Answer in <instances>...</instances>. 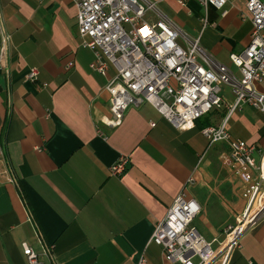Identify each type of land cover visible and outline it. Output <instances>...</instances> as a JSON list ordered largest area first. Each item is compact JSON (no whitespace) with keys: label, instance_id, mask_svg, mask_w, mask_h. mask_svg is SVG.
<instances>
[{"label":"crops","instance_id":"0c3cea01","mask_svg":"<svg viewBox=\"0 0 264 264\" xmlns=\"http://www.w3.org/2000/svg\"><path fill=\"white\" fill-rule=\"evenodd\" d=\"M152 1L238 72L230 55L250 43L248 0H230L225 15L196 0ZM77 12L72 0H0V264H29L25 242L39 264H133L142 255L166 264L151 237L182 190L200 203L193 224L218 249L250 205L249 184L231 166L229 143L210 145L202 129L223 122L234 95L224 88L226 104L188 130L149 102L108 126L105 88L116 71L90 67L95 51L82 45ZM34 66L40 74L32 82L26 74ZM226 128L264 147V113L249 104ZM122 158L125 170L112 173ZM226 264H264V215L245 229Z\"/></svg>","mask_w":264,"mask_h":264},{"label":"built area","instance_id":"2783aa9c","mask_svg":"<svg viewBox=\"0 0 264 264\" xmlns=\"http://www.w3.org/2000/svg\"><path fill=\"white\" fill-rule=\"evenodd\" d=\"M72 1L78 10L82 45L95 51L90 67L102 75H107L110 67L116 71L105 88L112 114L106 120L108 126H120L129 107L149 102L173 126L188 130L226 104L222 91L230 87L234 101L228 104L226 118L219 126L204 127L202 133L210 145L229 143L231 166L240 170L249 184L244 192L251 201L249 207L236 223L228 225L226 239L215 249L193 224L201 211L200 203L182 190L166 215L157 221L151 237L163 247L166 264H226L231 251L240 245L245 229L264 215V147L236 140L226 128L242 104L264 113V92L259 89L264 82V0H248L246 4L253 24L250 43L242 52L230 55L238 72L218 60L203 47L200 38L190 36L152 0ZM196 1L206 11L215 7L225 15L230 0ZM2 49L4 56L6 46ZM39 74V68L31 67L26 79L37 81ZM98 132L103 134L101 129ZM126 164L127 159L122 158L111 172L122 173ZM188 182H194L193 175ZM23 251L29 264L40 263V254L31 244L25 242ZM133 264H148V258L142 255Z\"/></svg>","mask_w":264,"mask_h":264},{"label":"rangeland","instance_id":"374dc122","mask_svg":"<svg viewBox=\"0 0 264 264\" xmlns=\"http://www.w3.org/2000/svg\"><path fill=\"white\" fill-rule=\"evenodd\" d=\"M125 27L129 30L130 29V27H129V25L128 24H125ZM224 88H227L228 90H230V87H228V86H225ZM226 89V90H227ZM233 98V97H232ZM256 158L259 160V156L258 155H256ZM197 258L198 257H196L195 259L197 260Z\"/></svg>","mask_w":264,"mask_h":264},{"label":"trees","instance_id":"16d2710c","mask_svg":"<svg viewBox=\"0 0 264 264\" xmlns=\"http://www.w3.org/2000/svg\"><path fill=\"white\" fill-rule=\"evenodd\" d=\"M198 121V120H197Z\"/></svg>","mask_w":264,"mask_h":264}]
</instances>
